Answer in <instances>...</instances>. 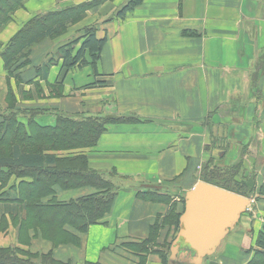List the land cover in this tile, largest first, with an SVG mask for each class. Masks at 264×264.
Listing matches in <instances>:
<instances>
[{
	"label": "crops",
	"instance_id": "crops-1",
	"mask_svg": "<svg viewBox=\"0 0 264 264\" xmlns=\"http://www.w3.org/2000/svg\"><path fill=\"white\" fill-rule=\"evenodd\" d=\"M92 1L80 18L35 43L15 72L4 68L7 44L32 18ZM127 1L24 0L0 29L1 106L11 91L19 106L38 111L42 125L53 126L59 114L116 120L94 146L76 150L105 177L115 173L118 191L105 223L90 225L77 234L79 247L61 244L55 255L70 264H162L201 167L232 151L242 160L238 178L250 175L254 191L200 264H264L257 245L264 226V0H142L117 18ZM89 28L105 38L97 74L90 65L66 70L58 49L72 43L76 51ZM94 191L55 187L54 195L68 201ZM16 230L9 224L0 233V247L50 249L32 230L17 240Z\"/></svg>",
	"mask_w": 264,
	"mask_h": 264
},
{
	"label": "trees",
	"instance_id": "trees-1",
	"mask_svg": "<svg viewBox=\"0 0 264 264\" xmlns=\"http://www.w3.org/2000/svg\"><path fill=\"white\" fill-rule=\"evenodd\" d=\"M23 1L0 0V29ZM93 2L70 7L61 16L49 13L32 18L7 44L2 54L4 68L10 73L15 72L19 65L28 61L30 48L35 43L59 33L66 22L80 18ZM141 2L128 0L116 11L115 16L124 18ZM84 37L76 51L73 44L68 43L58 49V54L66 70L74 66L81 68L90 65L96 75L105 38H97L91 28L85 31ZM31 113L37 114L38 111ZM114 121L103 117L73 118L59 114L53 126L35 124L33 128L36 133L32 135L28 129L22 137L27 138L32 145L47 143L50 150L28 151L22 144L14 142L9 146L8 154L0 151V228L6 227L4 216L9 214L17 229V240L27 238L28 231L32 230L51 244L46 252H32L11 245L0 247V264H70L69 261L55 260L53 250L61 244L78 245L80 239L77 232L84 233L90 225L105 223L104 216L109 212L118 191V186L111 179L115 173L111 172V177H105L103 173L90 168L87 156L76 150L94 146L105 125ZM58 152H67V155L60 156ZM241 167V158L228 165L213 164V160H210L201 167L200 179L242 196H249L255 185L250 175L242 174V178H238L242 172ZM12 177L14 180L10 183ZM85 186L95 191L68 201L57 200L54 195L55 187L69 190ZM8 190L15 192L14 197L8 194ZM260 193L264 194V184L260 187ZM151 196L158 198L156 194ZM178 218L179 214L175 217L177 229L180 226ZM68 229H72L74 234ZM257 245L264 250V226L258 235ZM166 250L169 251V247ZM164 253L161 252L162 264L168 262V255Z\"/></svg>",
	"mask_w": 264,
	"mask_h": 264
},
{
	"label": "water",
	"instance_id": "water-1",
	"mask_svg": "<svg viewBox=\"0 0 264 264\" xmlns=\"http://www.w3.org/2000/svg\"><path fill=\"white\" fill-rule=\"evenodd\" d=\"M248 205L249 200L240 194L197 181L185 193L180 227L169 258L177 255L185 264H200L234 227Z\"/></svg>",
	"mask_w": 264,
	"mask_h": 264
},
{
	"label": "rangeland",
	"instance_id": "rangeland-1",
	"mask_svg": "<svg viewBox=\"0 0 264 264\" xmlns=\"http://www.w3.org/2000/svg\"><path fill=\"white\" fill-rule=\"evenodd\" d=\"M5 101L7 102L6 107L0 105V151L4 154H8L10 151L9 146L14 142L22 144L24 146V149L28 151L50 150V145H48L47 143H41V145H32L30 141L27 140V138H22L25 135L26 130L28 129L32 135L36 133V129L33 128L35 124L39 126H48L38 123V119L36 120L38 114L31 113V111L36 110L19 106L17 104L16 97H14L11 91H8ZM225 153L219 158V160H214L213 164L218 163L220 165H228L232 164L235 161V158H237V153L235 155V158H233L234 154L232 151H229V153L227 152V156V153ZM11 219L12 218H10V222H6L7 226L4 229L0 228V233H6V229H8L9 224L12 227L15 226L13 225ZM79 246L80 242L78 245H76V247ZM54 250L53 258L58 261L61 260L55 255ZM164 254L168 255V262H166V264H185L182 262V260H180L179 256L177 255H173L171 258H169L170 251L165 250Z\"/></svg>",
	"mask_w": 264,
	"mask_h": 264
}]
</instances>
